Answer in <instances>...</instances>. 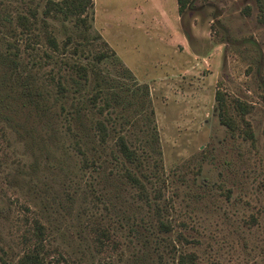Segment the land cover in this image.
Here are the masks:
<instances>
[{
    "label": "rangeland",
    "instance_id": "1",
    "mask_svg": "<svg viewBox=\"0 0 264 264\" xmlns=\"http://www.w3.org/2000/svg\"><path fill=\"white\" fill-rule=\"evenodd\" d=\"M42 3L0 0V264H19L36 242L48 264H180L183 252L196 264H264V21L256 2L195 0L181 14L178 0H94L92 32L114 53L103 69L121 104L103 114L81 106L88 128L72 118L76 74L62 63L79 58L49 48L42 23L31 42L19 33L17 14ZM49 28L65 39L61 18ZM125 69L142 91L125 87L133 81ZM85 85L83 101L93 93V82ZM217 92L236 131L221 120ZM238 102L251 108L254 143L244 139ZM108 116L111 137L100 144L94 121ZM148 123L156 150L146 143ZM75 133L101 165L85 164ZM120 133L149 156L148 199L124 176L139 169L114 152ZM157 205L171 233L159 230Z\"/></svg>",
    "mask_w": 264,
    "mask_h": 264
},
{
    "label": "trees",
    "instance_id": "2",
    "mask_svg": "<svg viewBox=\"0 0 264 264\" xmlns=\"http://www.w3.org/2000/svg\"><path fill=\"white\" fill-rule=\"evenodd\" d=\"M242 1L247 3L250 0ZM254 1L259 9L260 17L262 21H264V0ZM193 2H195V0H178L180 13L183 14L189 4ZM27 8L26 14L18 13L16 17L17 26L20 28L19 33L21 35H26L27 40L31 42V37H39V34L35 32V29H37L38 23H42L43 26H45L46 45L49 48L53 49L55 52H61V54H66L67 52L72 51L73 58H79L78 61H64L62 59V63H65L70 68V71L76 74V78H70L75 88L72 93L77 94L76 98H79L78 100L76 99L75 104L73 103L74 114L72 115V118L74 121L80 123L81 126L88 128L81 117V106L97 107L100 113L103 114L105 109L114 106L115 103L121 104V95L115 91L112 82L109 81L107 78L108 76H106L105 70L103 69L105 63L109 59L112 60L114 53L113 51H110L108 43L104 41L99 34L92 32L91 18L94 10V0H43L41 5L36 7L28 6ZM248 10H250V7ZM54 18H61V21L65 23L67 32L64 35L65 39L62 38L63 40H60L58 36L55 35L54 31L49 28L51 27V20ZM10 46L17 48L16 44ZM17 54V51L13 52L15 57ZM46 55L48 57L51 56L48 53H46ZM6 57L9 58L10 55H6ZM122 75L127 80H133L131 87L126 84L125 87L130 89L138 87V90L140 89L141 91L144 89V86L139 85V83L134 80V76L130 70L125 69ZM89 82H93V93L83 101V90L86 89L85 84ZM126 83H128V81H126ZM58 87L59 92L62 95L65 91H68L65 82H63V78L58 80ZM217 101L222 122L232 131H236V129H238L237 121L236 119H233L231 105L228 103L223 93L217 92ZM100 102L103 104L99 105ZM85 103L89 105H86ZM235 111L238 113L240 120L244 125L243 130L241 129L244 134V139L254 143L255 134L252 131L250 123L246 120V115L251 112V108H249L247 104L238 102L235 106ZM111 121L112 118L110 116L105 119L99 118L94 121L93 126L95 135L98 137L100 144H106L108 138L111 137V129L108 126ZM147 127L151 131L150 135L152 136V139L147 140L146 143L150 148L156 150V143H158L157 129L149 123L147 124ZM75 137L77 148L84 156L85 164L89 167L101 165L96 157L89 158V155L93 154L88 153L81 146L80 138L83 141L81 134L75 133ZM113 150L117 155L119 154V158L122 157L124 161L139 169L138 173L140 175L135 171L126 168L124 176H128V179H130L134 185L139 187L141 192L146 194L145 196H147L148 199L147 188L143 181V179H149L146 172L143 171V161L146 162V159L149 157L147 152L141 153L139 149L128 140L127 135L124 133L117 135ZM157 153L160 154V151H157ZM157 214L159 216V230L164 233H171L173 231V226L169 221H166L163 218L160 206L158 205ZM173 247H175L174 244ZM47 256L48 252L44 251L42 243L36 242L34 248L28 250V252L20 259L19 264H48ZM179 263L196 264L195 255L183 252L180 254Z\"/></svg>",
    "mask_w": 264,
    "mask_h": 264
}]
</instances>
